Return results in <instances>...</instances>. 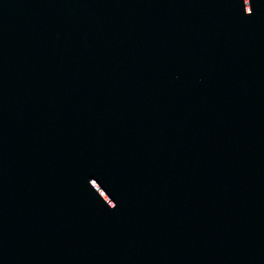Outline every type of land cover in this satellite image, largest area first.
Returning <instances> with one entry per match:
<instances>
[{"label":"water","instance_id":"95a60500","mask_svg":"<svg viewBox=\"0 0 264 264\" xmlns=\"http://www.w3.org/2000/svg\"><path fill=\"white\" fill-rule=\"evenodd\" d=\"M0 264H264V0H0Z\"/></svg>","mask_w":264,"mask_h":264}]
</instances>
